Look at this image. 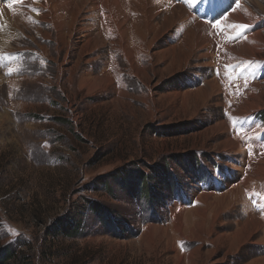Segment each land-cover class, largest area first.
<instances>
[{
    "label": "rangeland",
    "instance_id": "374dc122",
    "mask_svg": "<svg viewBox=\"0 0 264 264\" xmlns=\"http://www.w3.org/2000/svg\"><path fill=\"white\" fill-rule=\"evenodd\" d=\"M24 1L0 0V260L13 251L3 264H264V179L239 184L255 153L231 112L255 77L179 48L194 22L164 25L170 0H153L151 29L137 7L133 64L106 40H58L60 0ZM241 2L264 29V0ZM79 5L100 29V13ZM104 73L113 84L80 86ZM250 117L264 128V107ZM222 120L238 146L225 147Z\"/></svg>",
    "mask_w": 264,
    "mask_h": 264
},
{
    "label": "bare ground",
    "instance_id": "6f19581e",
    "mask_svg": "<svg viewBox=\"0 0 264 264\" xmlns=\"http://www.w3.org/2000/svg\"><path fill=\"white\" fill-rule=\"evenodd\" d=\"M60 1L61 2L58 3V14L61 17V21L56 24L58 29V40L64 41L67 35L68 38L71 39L72 32H76L79 33L78 41H82L85 46H89L90 43L100 46L105 43L104 40L109 41L113 46V51H118L129 64H133V50H139V48L137 46L131 47L128 45V30L135 28L136 25L144 24L141 16L137 15V7L140 3H143L147 11V22H150L147 23L149 29L152 28L153 24L151 22L158 14V9L153 6V0ZM51 2L54 3L56 1L42 0L40 6L48 7ZM169 2H172V5L170 7V12L166 13L164 16V25L167 22L175 26L178 23L185 24L188 20L194 22L190 28L185 30L181 42L177 44L179 48L183 45L189 47L192 52L199 51L201 58H206L212 53H216L221 60L219 65L222 70L233 69L239 76L245 74L248 78L255 77L256 80L249 84V90L244 93L240 101L231 106V112L238 118L237 125L245 130L248 136L247 142L251 143L252 149L254 150L252 154L255 153L252 161L247 163L245 177L242 178L239 184L244 186L249 182V178L261 181L264 179V149L261 147V137L264 136V128L262 129L259 127L255 117H250V114L264 107V57L257 56L264 47V29L258 24L259 18L254 10L256 8L253 7L252 10L248 5L242 4L241 0H236L233 6L234 8L229 12L228 10L232 6L224 3L218 5L217 3H220V0H191L188 3L185 2V0H170ZM79 3L84 5L88 3L91 4V15L96 11L100 13V29L93 28L91 24H87V21L78 18L82 10ZM29 5H31L30 0L24 1V8H27ZM73 8L75 10H73ZM127 8L134 17L127 14L129 11L127 13L125 12ZM192 11L198 13L197 18L192 14ZM209 11H211L210 16H205ZM52 14V10L40 13L42 18L45 19L49 18ZM194 18L197 20H194ZM241 25L245 27L241 29ZM167 26L166 24L165 28H167ZM210 27L216 31L215 34ZM1 29L2 26L0 25V30ZM104 33L106 38H103ZM109 37L111 39L116 38L117 40H115L117 43L109 39ZM175 48L176 46H171L169 50L165 52L168 53L171 51L175 53ZM113 69L115 70L114 73L119 77V70L116 65ZM131 72L134 76H137L134 68H132ZM90 73L91 72H89V74ZM233 74L235 75V73ZM217 79L216 77L215 79L204 82L205 84H203L202 88L206 95L211 93L212 89L215 88ZM11 82H14V80H11ZM240 82L242 85L243 82L246 84L247 79L241 80ZM109 84H113L112 78L109 74L104 73V75L92 78L83 76L80 86L84 85L88 87L89 90H92L98 86H107ZM121 87L123 86L121 85ZM232 87L237 93L238 90L236 85ZM124 91H120V93L122 94ZM233 96L236 97L234 92L231 93V97ZM220 104L223 105L222 102H220ZM215 128L219 131H226V136L223 141L226 148L239 145L238 141L227 132L228 124L225 120L218 122ZM256 145H258L259 149H257ZM259 190H262L264 193V186ZM261 202H264V196ZM255 216L257 217L258 215ZM175 217L179 218L177 214ZM175 221L177 222L175 228L179 230L181 222L179 220ZM251 224L255 226L257 223L251 222ZM245 227L246 225L242 227L244 228V233L246 232ZM237 234L240 236L241 233L238 232Z\"/></svg>",
    "mask_w": 264,
    "mask_h": 264
},
{
    "label": "trees",
    "instance_id": "16d2710c",
    "mask_svg": "<svg viewBox=\"0 0 264 264\" xmlns=\"http://www.w3.org/2000/svg\"><path fill=\"white\" fill-rule=\"evenodd\" d=\"M13 254V251H11L9 254H5V257L3 258V260H0V264H3L4 262H6L7 259L11 258Z\"/></svg>",
    "mask_w": 264,
    "mask_h": 264
},
{
    "label": "snow or ice",
    "instance_id": "6c2138e0",
    "mask_svg": "<svg viewBox=\"0 0 264 264\" xmlns=\"http://www.w3.org/2000/svg\"><path fill=\"white\" fill-rule=\"evenodd\" d=\"M245 26L241 25L240 28L243 29Z\"/></svg>",
    "mask_w": 264,
    "mask_h": 264
},
{
    "label": "crops",
    "instance_id": "0c3cea01",
    "mask_svg": "<svg viewBox=\"0 0 264 264\" xmlns=\"http://www.w3.org/2000/svg\"><path fill=\"white\" fill-rule=\"evenodd\" d=\"M255 216V215H254ZM257 218H259L260 219V217L259 216H257Z\"/></svg>",
    "mask_w": 264,
    "mask_h": 264
}]
</instances>
